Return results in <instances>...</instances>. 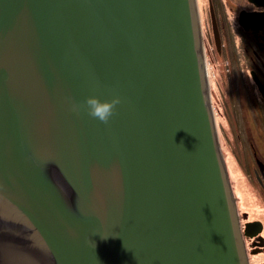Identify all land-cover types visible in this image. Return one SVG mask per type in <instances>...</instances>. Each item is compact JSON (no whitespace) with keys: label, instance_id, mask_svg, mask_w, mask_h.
I'll return each mask as SVG.
<instances>
[{"label":"water","instance_id":"1","mask_svg":"<svg viewBox=\"0 0 264 264\" xmlns=\"http://www.w3.org/2000/svg\"><path fill=\"white\" fill-rule=\"evenodd\" d=\"M202 33L196 0H0V264H249Z\"/></svg>","mask_w":264,"mask_h":264},{"label":"flooded vegetation","instance_id":"2","mask_svg":"<svg viewBox=\"0 0 264 264\" xmlns=\"http://www.w3.org/2000/svg\"><path fill=\"white\" fill-rule=\"evenodd\" d=\"M196 1L202 4L207 72L215 69L219 104L215 113L220 119L217 129L222 151L227 166L243 167L245 184L262 211L255 217L252 211L238 209L248 261L264 264V0ZM229 178L233 190L230 173ZM239 197L235 196L236 203Z\"/></svg>","mask_w":264,"mask_h":264},{"label":"rangeland","instance_id":"3","mask_svg":"<svg viewBox=\"0 0 264 264\" xmlns=\"http://www.w3.org/2000/svg\"><path fill=\"white\" fill-rule=\"evenodd\" d=\"M201 6H202V4H198L200 17H201ZM202 11H203V8H202ZM202 14H203V12H202ZM200 20H201V18H200ZM201 24H203L202 20H201ZM217 71H219V69ZM214 72H215V69L211 68L210 72H208V73L210 75L209 76V78H210V92H211V89H214L211 92L212 106H213L214 112H216L219 104H218V101H217V98H216V95L218 93V89L215 90L216 86H215V83H213V81H214L213 80L214 79L213 73ZM218 77H220V75H218ZM217 113H215V115L217 116L216 117V122H217V126H218L220 119H219V117H218L219 115ZM218 134H220L219 131H218ZM223 144H224V146H226L225 145L226 144V140L224 139V137H223ZM228 154L229 153H226L227 159H228ZM231 167L233 168V172L231 170ZM228 169H229L231 181H232V184H233V190L232 191H234V193H235L234 195L235 196L238 194L242 198L241 199L239 197L238 198L239 201L236 203L237 211H238V209H240V210H243V209L244 210H248V211H250V213L253 212L251 215H254L255 217H258V214L261 211L258 208H261V207L259 206V204L255 200L253 201V198H252V192L253 191H252L251 188L247 187L246 184H245V182H248V180L246 179V176L244 175L245 173H243L244 172L243 171V167H238L236 165L234 166L231 163L230 164L228 163ZM263 220H264V217H263ZM255 258H257L256 260H258V259L261 260L262 258L264 259V256L262 258H258V257L255 256ZM251 264H254V262H252Z\"/></svg>","mask_w":264,"mask_h":264},{"label":"clouds","instance_id":"4","mask_svg":"<svg viewBox=\"0 0 264 264\" xmlns=\"http://www.w3.org/2000/svg\"><path fill=\"white\" fill-rule=\"evenodd\" d=\"M120 103L119 96L111 98H101L98 95H89L84 101V106L87 107L90 115L98 118L101 121L107 122L112 116L115 107ZM82 105L78 102H73L71 105L72 111L79 112Z\"/></svg>","mask_w":264,"mask_h":264},{"label":"bare ground","instance_id":"5","mask_svg":"<svg viewBox=\"0 0 264 264\" xmlns=\"http://www.w3.org/2000/svg\"><path fill=\"white\" fill-rule=\"evenodd\" d=\"M211 99H212V97H211ZM211 103H212V100H211ZM212 108H213V106H212ZM214 110V109H213ZM215 113V112H214ZM220 139V138H219ZM221 144V143H220ZM222 148V147H221ZM223 152V151H222ZM224 155V154H223ZM224 159H225V157H224ZM225 162H226V159H225ZM226 165H227V163H226ZM227 169H228V166H227ZM231 170H232V172H233V168L231 167ZM228 174H229V171H228Z\"/></svg>","mask_w":264,"mask_h":264}]
</instances>
